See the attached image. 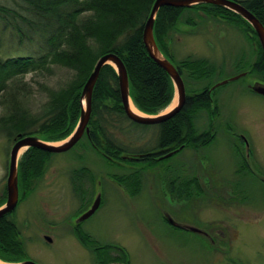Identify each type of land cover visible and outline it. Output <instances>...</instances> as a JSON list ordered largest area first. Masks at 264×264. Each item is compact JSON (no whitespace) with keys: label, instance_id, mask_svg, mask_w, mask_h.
<instances>
[{"label":"rangeland","instance_id":"374dc122","mask_svg":"<svg viewBox=\"0 0 264 264\" xmlns=\"http://www.w3.org/2000/svg\"><path fill=\"white\" fill-rule=\"evenodd\" d=\"M0 3L10 4V1L0 0ZM193 12L195 11L187 13ZM189 15L200 25H187L183 20L179 22L177 31L171 35L173 39L169 45V53L174 57V63L189 56L205 58L216 63L217 67L225 66L227 77L221 80L241 75L242 73L236 75L233 66L239 62L241 46L248 48L250 45L243 44L240 30L234 26L228 27L213 20L203 19L204 17H198L197 14ZM187 16L185 14L184 18ZM239 24L244 26L241 20ZM42 53L37 45L19 46L16 36L10 31L4 32L0 26V58L3 61L12 57L39 56ZM247 76L248 74L239 80ZM256 77L246 80L248 85L243 81L236 82L238 80L231 82L216 94L219 109L217 121L237 127L235 134L242 135L245 139L241 144L242 152L239 153L235 149V138L232 135L219 133L212 143L200 149L198 156L191 151L182 155L190 174L187 179L188 187L181 190L187 199L177 202L173 201L168 193H159L158 196V206L170 210L178 221L192 222L211 231L208 232L216 246H212L208 239L200 235L172 231L166 226L167 223L155 204L154 198L157 195L149 189L154 175L146 178V191L138 203L127 198L121 191L111 192L110 189L112 195L109 203L102 206L87 224V229L99 240L96 243L104 245L105 248L111 247L109 244L115 245L119 249H116L117 252L121 249L126 251L129 264H234L235 260L241 264H264V96L255 95L249 88V85L256 81H264ZM75 78V72L54 66L51 76L28 73L18 79V85L21 87L19 96L23 98L24 110H27L29 117L38 120L31 132L40 131L46 122V114L52 106L53 97L66 90ZM201 86L203 85L199 87ZM3 106L0 99V108ZM4 109L5 107L0 109V116L5 114ZM201 115L200 126L203 129L206 127L208 116L204 112ZM111 133H114V139L122 140L120 144L126 145V150L140 149L143 146L150 148L155 144L151 135L137 141L134 138L119 136L114 131ZM18 135L20 134L9 137L0 132L2 205L7 200L6 182L10 152ZM44 139L48 140L47 137ZM26 153L27 151L20 156V163ZM243 157L251 167L250 172L242 163ZM83 167L89 168L98 179L91 203L95 199L97 183L102 177L106 185L105 173L109 170L122 173L112 168L114 166L108 165L91 149L81 148L52 154L44 175L31 184V188L24 195L26 197L13 215L15 222L19 223L23 230V246L28 260L38 264L95 262L97 253L88 251L95 243L89 240V244H86L85 240L81 241L80 238L76 240L70 235L71 226L66 223L79 209V202L72 193V172ZM193 169L196 170L195 176V171L191 172ZM211 169L214 170L213 173ZM202 173L204 177L199 181L198 175L202 176ZM212 179L217 181L216 186H212ZM87 183L90 186L84 189L91 191L92 183ZM165 184H168L167 180ZM229 184H241L243 189L238 187V192H233ZM21 186L19 176L20 200ZM194 197L200 199L195 200ZM134 204L138 206L135 207ZM185 207L188 208L184 209ZM182 211L184 217L181 221L174 213ZM75 217L72 216L71 220ZM26 222L28 230L23 229ZM47 237L52 240L51 244Z\"/></svg>","mask_w":264,"mask_h":264},{"label":"trees","instance_id":"16d2710c","mask_svg":"<svg viewBox=\"0 0 264 264\" xmlns=\"http://www.w3.org/2000/svg\"><path fill=\"white\" fill-rule=\"evenodd\" d=\"M9 1L10 4L0 3V26L3 31H10L13 36L15 35L19 46L37 45L43 53L39 56L12 57L6 61L0 58V99L4 105L1 108L5 107V114L0 116V132L9 137L14 134L25 136L39 134L47 137L49 141L66 138L76 126L80 116L82 89L97 60L107 53H115L122 58L129 75L131 97L142 112L158 114L172 103L174 98L172 81L149 56L143 43L144 27L155 0ZM243 4L264 24L263 0H251ZM192 11L195 12L187 13ZM196 11H203L214 17L243 20L234 13L214 5H201L189 9L163 7L158 13L154 34L158 46L165 55L168 54L167 46L172 41L171 35L175 30L177 31L179 22L184 19L185 14H197ZM194 20L190 17L188 23L194 24ZM188 23L185 24L189 25ZM263 59H260V63L255 66L244 62V66L241 67L250 69L241 71L237 75L245 72L250 74L256 72V69L264 71ZM176 64L185 78L190 75L189 78L200 81V85H203L199 89L200 92L204 91L199 95L201 97L189 98L186 104V107L190 108L188 110L191 132L189 144L199 148L208 146L213 140L209 139L208 135L206 137L204 135V141L199 142V138L197 140L199 136L196 122L201 120L203 112L208 116L207 121L211 120V117L219 118L217 103L214 107L215 101L211 99L208 90L213 80L217 78V74H223L226 68L222 65L219 71L216 63L192 56ZM54 66L75 72V81L66 90L61 91V94L53 97L52 106L46 114V122L41 126L40 131L31 132L38 120L29 117L27 110H24L23 98L19 96L21 87L18 85V79L28 73L51 76ZM233 67L236 68L235 64ZM119 93L118 78L114 69L105 66L94 90L93 110L89 123L91 133L88 134L90 138L85 139L87 143L83 139L80 145L86 144L85 147L88 148V143L89 141L91 143L92 139V142L101 146L102 140L108 137L114 138L111 133L114 126H123V123L129 121L119 106ZM112 103L117 107L111 108L109 105ZM185 111L186 108L170 122H182ZM168 123L159 134V142L167 144L168 139L174 138L173 142L178 144L181 128L176 124L168 126ZM172 126L176 129L171 130ZM168 129L173 131V135L171 133L168 135ZM113 140L112 154L119 147L113 146ZM119 145L121 147V144ZM51 156L50 153L34 148L27 151L19 166L20 181L24 183L25 190L29 188L33 179L42 178ZM154 165V162H150L147 167ZM126 180H131L133 185L141 184L139 177L138 180L134 177H127ZM125 185L129 184L125 183ZM2 204L0 202V206ZM15 212L0 219V256L8 261H18L26 257L24 241L21 243L18 238V227L13 217ZM79 238L89 244L90 238L85 232H82ZM107 249L113 251L116 247L112 245ZM118 260L110 255L105 264Z\"/></svg>","mask_w":264,"mask_h":264},{"label":"flooded vegetation","instance_id":"af4514ba","mask_svg":"<svg viewBox=\"0 0 264 264\" xmlns=\"http://www.w3.org/2000/svg\"><path fill=\"white\" fill-rule=\"evenodd\" d=\"M235 1L242 4L243 6H245L243 3L244 2L245 3L250 2L251 0H235ZM263 8H264V0H263ZM249 11L252 14H254L251 10H249ZM196 13H197L198 17H204L203 19L213 20L217 23L225 24L228 27L234 26L236 29L240 30V33H241L240 35L243 37V44L250 45L248 48H246V46H241V48H240L241 51L239 52L240 55L238 57L239 62L235 63L236 68L234 69V72L236 73V75H237V73H240L241 71H244V70L247 71L248 69H250L249 67H245V68L241 67V66H244V62H247V63L255 66L257 63L258 64L260 63V61H261L260 59H263L264 51L262 49L258 35L243 20H241L244 24V26L242 27L239 24V22H240L239 19L231 20V19L222 18L220 16H217V17H214L213 15L209 16L203 11H196ZM189 17H191V15H188L187 17H185L182 20L185 23H188V21L190 20ZM191 18H193V17H191ZM256 18L258 19L257 16H256ZM258 20L261 22L260 19H258ZM194 22H195L194 24H189V23L188 24L193 25V26H199L200 25L197 20H194ZM261 23L263 24V22H261ZM174 32H176V30ZM172 39L173 38L171 37V40ZM170 43H172V42H169V45H171ZM167 47H168V54H166V56L176 66L177 64L173 62L174 57L170 56V53H169L170 48H169V46H167ZM161 51H163V50L161 49ZM246 51H249V52L247 53ZM163 53H165V52H163ZM231 58H232V56H231ZM263 61H264V59H263ZM224 64H225V62H224ZM176 68L179 71V68L177 66H176ZM218 70L220 71V67L218 68ZM256 70H257L256 72H252L250 74L247 73L248 76L246 78H244L242 80H238L236 82H242L243 81L246 85H248V82L246 83L245 81L246 80L248 81L249 79H253V77H256V76H257L256 78L264 81V71H259L258 69H256ZM179 73H180V71H179ZM180 75L183 79V82L185 85V90H186L185 106L173 118H171L168 121H165L163 123L157 124V125H151V126L142 125V124H138V123H135L132 120H130L128 118V116L126 115V112L122 106L121 94L119 93V97H120V105L119 106L121 108L122 113L124 114V116L129 121L123 123V126H116V127L114 126V128H112L111 131H114L119 136L134 138V140H137V141L144 139L147 135H151L155 139V144L153 146H151L150 148H149V146H143V148H140V149H134V150L128 149V150H126L125 148L122 147V146H126V145L121 144V147L119 145L122 140H117V139L108 137L107 139H104L101 141V146H98L94 141L92 142V139H91V143L89 141L88 148H86L85 147L86 144H83V145L79 144L83 139H84V142L87 143V141L85 139L90 138V137L86 133L83 136V138L79 141V143L72 149V150H74V149H81V148H84V149L90 148L91 150L95 151L108 165L114 166L112 168L118 169L122 172V173H116L115 172L116 170H114L113 172H112V170H109L107 173H105L106 185L104 184L103 177H102V179H100L102 182V193L103 194H102L101 205H100L98 211L102 208V206L107 205L109 203L110 195H112L111 192L121 191V193L123 195H125L127 198H129L131 200H136V202L138 200H140V198H142L143 192L146 191L144 186L147 187L148 180L146 178L149 175L155 176L154 180L151 183V186H149V189L151 191H154L157 195V197H155L154 200H155V204H157V209H159V212H160L162 218L164 216L162 214V211L160 210L161 206H158V202H157L159 193H164V194L168 193V195H170L171 199L173 201L175 200L177 202H181L182 200L187 199L185 197L184 191L181 192V190H183L184 188L186 189L188 187L187 186V184H188L187 179H188V177H190V174L188 172L189 169L185 166V162H184L185 157L182 155L186 151H189V152L191 151L196 156H198L201 148H199L198 146L192 147L189 144L191 132H190V120H189V111L188 110H190V108L186 107V104H187L189 98L201 97L199 95H201L204 91L203 92L199 91V89L201 88V87H199L201 84L200 81H197L193 78L192 79L189 78L190 75H188L187 78H185L182 73H180ZM226 77H227L226 71L220 75L218 73L217 79L213 80V83L210 85V88L208 90L210 92L211 99L213 98L215 101L214 107H215V104L217 103V98H216L217 92L221 88H223L224 86H226L228 84L220 86V88L217 87L214 90L212 88L217 83L223 81L221 79L226 78ZM251 93H253V92H251ZM253 94H255V93H253ZM255 95H257V94H255ZM258 96H260V95H258ZM109 106L111 108L117 107V105H115L114 103L110 104ZM185 108H186V111L184 112L185 115H183L185 117H183L182 122L181 121L170 122V120L177 117ZM217 119H214L213 117H211V120L206 122V127L203 129L200 126V121L196 122V128H197L196 131H197L198 136H199V137H197V140L199 138V142L204 141L205 140L204 135H205V137H206V135H208L209 139L214 140L219 133H221V132L227 133L229 135H232L233 138H235V144H234V145H236L235 149L239 153L242 152L241 151V147H242L241 144H242V142L244 143L245 139L242 135H239V134L236 135L235 134V133H237L235 131V130H237V127H234L233 125H229V124L227 126L226 123H222L220 121H217ZM168 122H170V123H168ZM166 123H168V126L176 124L177 126H179V128H181V133H180L181 136L179 138L178 144H175L173 142L174 138H172V139L170 138V140L168 139L167 144H162L159 142V134L163 131L164 125ZM142 126H144V127H142ZM174 129H176V128L174 126H172L171 130H174ZM90 133H91V130H90ZM170 133L173 135V131H169V129H168V135ZM111 139L112 140L114 139L113 140L114 141L113 146H119L116 149L114 148L115 150L113 151V154H112V148H111V142H112ZM198 144H201V143H198ZM129 152H131L133 154L132 155L127 154ZM136 153H139V154H136ZM170 153H172V155L170 157L165 158V156H168ZM139 155H141V156L139 158H137ZM144 155H146V156H144ZM179 156H181V157L178 159L177 157H179ZM121 159H124V161H121ZM175 159H178V160L175 162L174 161ZM150 162H154L155 165L153 167H147ZM242 163H243V165H246L247 169L250 172L251 167L248 166L244 157H243ZM79 170L80 171L74 170L72 172L73 174L71 177L72 193L74 194L75 198L79 202V209L72 215V216H76L75 218H73V220H71L72 219V216H71V218H69L68 221H66V223L69 224L72 228V230H71L72 233H70V235L73 236L76 240H79V235L82 232H85L87 234V236L90 238V240H92V242H95V246L88 248L89 252H91L93 254L97 253V255L95 256V262L93 261V264H105L110 255H114L116 258L119 259L118 261H114L111 263L129 264V261L127 260L125 251H123L121 249L120 250L121 253L119 251L117 252V250H119L118 248H116L117 250L115 249L116 251H111L110 249L105 248L104 245H102L100 243H96L97 241H99L98 238L87 229L88 222L91 220V218L94 217V215L98 211L93 216L84 220L83 222H81V223L77 222L78 216L87 209L88 205L91 204V201L94 197L95 182L98 180L96 175H94L89 168L83 167V169H79ZM211 170H212L211 172L213 173L214 170L213 169H211ZM194 171H195V173H194V176H195L196 170L193 169L191 172H194ZM127 177H134L136 180H138V177H139L141 184L140 185H133L130 182L131 180L130 181L126 180ZM179 177H181V178L177 182V179ZM216 179H217V176H216ZM166 180L168 181V184H165ZM35 181H36V179H33L31 184ZM90 181L92 183L91 191L84 189L85 187L90 186L87 183ZM212 181H213L212 186H216L217 181L213 180V179H212ZM125 183H128L129 185H125ZM175 185L177 186V188L180 191L176 188ZM229 186L232 189V191L236 192V193L238 192V187H239V189L240 188L243 189L241 184H237V186H233L232 184H229ZM29 188H31V185H29ZM29 188L27 190H25L24 189V183L22 184L20 202L23 200L24 195L26 194V192H28ZM81 188H82V190H81ZM160 188H161V190H160ZM199 188H200V186H199ZM110 189H111V192H110ZM177 190L179 193L177 192ZM194 198H195V200L200 199L197 197H194ZM188 200H189V198H188ZM20 202H19V205H20ZM19 205H18V207H19ZM134 206L137 207L138 205L136 206L134 204ZM18 207H17V209H18ZM163 208H165V207L163 206ZM187 208L188 207H185L184 209H187ZM177 210H179V208ZM169 212L172 214V212L170 210H169ZM174 214L176 217H178L180 219L184 217L183 211L180 213L175 212ZM163 220L167 223L166 226H168V228L170 230L172 229V231H181V233H190L186 230L180 229L178 227H175V226L169 224L165 218H163ZM26 223L24 224V227L26 228V229L23 228L24 230L29 229L28 228V222H26ZM16 224L18 227V238H19L20 242H23V241H25V236L23 235V230L20 228L19 223H16ZM47 240L49 242V240H51V239L47 237ZM49 243L51 244L52 242H49ZM109 246L112 247V245H110V244H109ZM121 258H124V260H121ZM0 259L4 262H7V263H19L21 261L28 260L27 257H23V258H20V260H18V261H16V260L8 261V260L3 259L1 256H0ZM111 263H108V264H111Z\"/></svg>","mask_w":264,"mask_h":264},{"label":"water","instance_id":"95a60500","mask_svg":"<svg viewBox=\"0 0 264 264\" xmlns=\"http://www.w3.org/2000/svg\"><path fill=\"white\" fill-rule=\"evenodd\" d=\"M201 5H214L217 7H221L242 18L256 32L260 40L262 49L264 51V25L245 6L236 2L235 0H155L151 9L150 16L144 27L143 43L149 56L155 61L157 65H159L169 75L172 81L174 87V98L172 103L169 105V107H167L165 110L161 111L158 114H147L142 112L139 108H137L131 97L129 75L122 58L115 53H107L101 56L97 60L89 78L87 79L82 89L80 96L81 111L78 122L74 127V129L72 130V132L66 138L58 141H49L44 139V137H42L41 135L25 136L20 134L15 139V143L10 152V159L8 163V177L6 182L7 200L5 204L0 207V219L13 213L18 207V204L20 202V190H19L20 167L19 166H20V156L22 154H24L26 151L32 148L50 154L66 153L72 150L86 133L89 134L90 132L89 123L91 120L92 110H93L94 90L99 80L102 69L105 66H111L114 69L118 78L122 106L128 118L133 122L142 125H149V126L157 125L173 118L183 109L186 103L185 85L176 66L171 62V60L168 57H166V55L161 51L160 47L156 42L155 34H154L155 22L160 9L163 7L189 9ZM246 75L247 73H242L241 75L225 79L217 83L212 89L214 90L217 87L239 80L245 77ZM249 88L256 94L260 96H264V83L256 81L250 84ZM132 103L134 107L138 110V112L133 109ZM171 155L172 153H170L168 156H165V158L170 157ZM247 157L249 159V145H247ZM203 175L204 173H202V176L198 175L199 181L203 179L204 177ZM97 186L98 189L93 203H91L90 206L78 216L77 219L78 223H81L84 220L90 218L98 211L102 200L101 180L98 181ZM160 208L164 218L169 224L178 227L180 229L186 230L188 232L200 235L203 238L208 239V241L212 246H216V243L213 242V238L211 239L210 237L211 231L199 227L192 222L182 223L178 221V219H176L174 216H172L169 210L163 207ZM216 230H220V229L216 228ZM220 236H222V238H225L223 237L222 234H220ZM211 241L213 243H211ZM49 242L52 241L49 240ZM0 262L2 264H38L32 260H24L19 263H7L0 259ZM111 264H122V263H111Z\"/></svg>","mask_w":264,"mask_h":264},{"label":"bare ground","instance_id":"6f19581e","mask_svg":"<svg viewBox=\"0 0 264 264\" xmlns=\"http://www.w3.org/2000/svg\"><path fill=\"white\" fill-rule=\"evenodd\" d=\"M132 107H133V109H134L135 111L138 112V110L134 107L133 103H132ZM0 264H2V263L0 262Z\"/></svg>","mask_w":264,"mask_h":264}]
</instances>
